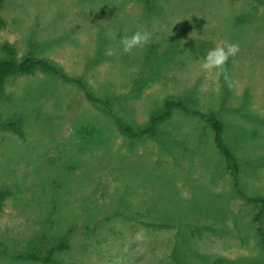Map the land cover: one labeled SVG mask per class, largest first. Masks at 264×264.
Wrapping results in <instances>:
<instances>
[{
    "label": "rangeland",
    "instance_id": "1",
    "mask_svg": "<svg viewBox=\"0 0 264 264\" xmlns=\"http://www.w3.org/2000/svg\"><path fill=\"white\" fill-rule=\"evenodd\" d=\"M0 48L43 58L140 127L166 99L214 111L243 192L264 198V0H5ZM148 32L124 53L119 41ZM237 43L223 76L199 68ZM1 56V50H0ZM0 128V264H264L256 209L238 199L211 131L174 113L153 139L122 136L74 84L9 78Z\"/></svg>",
    "mask_w": 264,
    "mask_h": 264
},
{
    "label": "trees",
    "instance_id": "2",
    "mask_svg": "<svg viewBox=\"0 0 264 264\" xmlns=\"http://www.w3.org/2000/svg\"><path fill=\"white\" fill-rule=\"evenodd\" d=\"M4 1L5 0H0V12L3 8ZM145 1L148 3L151 0ZM3 26L4 22L0 18V28ZM0 50V103L4 98L5 84L9 78L16 76H30L36 72H40L45 75L57 77L64 83L76 85L83 92L86 100L90 104L100 108L111 119L118 132L130 140L140 141L143 139L156 138L160 128L166 124L176 112L196 117L201 120L211 131L214 146L224 160L225 169L232 180L235 196L256 209L252 218V223L254 226L260 224L264 212V198L259 196L250 197L243 192L238 178L240 171L238 160L223 137L225 131L224 124L214 111L201 112L189 108L185 101L166 99L162 105L149 116L145 125L140 127L130 126L116 114L113 103L110 99L95 97L86 89L81 79L72 78L66 75L61 69L53 66L43 58L29 55L18 59L15 48L9 43L2 44ZM21 126L22 121L19 118L11 119L6 122H2L0 119V128L13 132L19 138H23ZM7 196L8 192L0 191V211ZM255 231L259 237L260 246L264 250V232L259 226L255 227ZM68 249L69 246L67 240L65 237H62L56 245L46 252L44 257L29 255L26 258L20 257V259L41 264H52V258L55 254Z\"/></svg>",
    "mask_w": 264,
    "mask_h": 264
},
{
    "label": "clouds",
    "instance_id": "3",
    "mask_svg": "<svg viewBox=\"0 0 264 264\" xmlns=\"http://www.w3.org/2000/svg\"><path fill=\"white\" fill-rule=\"evenodd\" d=\"M150 39V33L136 31L130 36L122 37L119 45L124 53H130L134 48L147 44ZM239 50L237 43H226L212 47L200 59L199 68L205 72L215 70V77L219 78L223 76L227 82L228 77L225 74V65L230 58H235Z\"/></svg>",
    "mask_w": 264,
    "mask_h": 264
}]
</instances>
